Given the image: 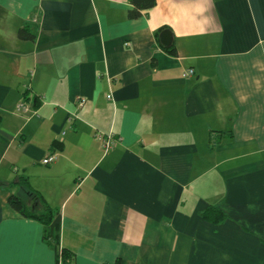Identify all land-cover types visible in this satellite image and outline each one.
<instances>
[{"label": "crops", "instance_id": "0c3cea01", "mask_svg": "<svg viewBox=\"0 0 264 264\" xmlns=\"http://www.w3.org/2000/svg\"><path fill=\"white\" fill-rule=\"evenodd\" d=\"M132 8L0 0V264H64L10 205L17 177L60 213L72 264H264V0Z\"/></svg>", "mask_w": 264, "mask_h": 264}, {"label": "trees", "instance_id": "16d2710c", "mask_svg": "<svg viewBox=\"0 0 264 264\" xmlns=\"http://www.w3.org/2000/svg\"><path fill=\"white\" fill-rule=\"evenodd\" d=\"M133 8L129 10L128 16L130 18H138L143 12L153 7L157 0H131ZM165 28H162L163 30ZM18 36L22 39H35V34L30 29L23 27L18 31ZM168 53L177 55L178 51L175 45L166 47ZM14 184H18L22 193H11L8 197L10 205L18 210L26 217L35 218L46 224L45 238L50 239L57 247L58 254L61 256L64 264H72L74 261L73 253L59 244V227L61 222V215L56 212L51 206L47 204L44 197L35 189L32 188L27 177H17ZM31 202V205L30 203ZM206 217L212 218L215 221H220L225 218L224 212L220 209L210 206L204 211Z\"/></svg>", "mask_w": 264, "mask_h": 264}, {"label": "built area", "instance_id": "2783aa9c", "mask_svg": "<svg viewBox=\"0 0 264 264\" xmlns=\"http://www.w3.org/2000/svg\"><path fill=\"white\" fill-rule=\"evenodd\" d=\"M193 73H194V69L188 68L184 71L183 75H184V77H188V76L192 75ZM24 88L28 89V88H30V86L28 84H24ZM108 97L111 98L112 95L109 94ZM77 101H78V104L80 106H82L86 103L87 99H86V97L80 96L77 98ZM30 110H31V108L29 107V104H28L27 100H25V97H24L23 100L20 101V103L18 104V111H30ZM32 111L36 113V109H33ZM96 137L100 140L101 145L105 151L111 149L120 140V138L116 136V134L114 133L113 130H110L108 132H103V131L98 130V131H96ZM56 158H57L56 152L50 153L42 159V162L46 163V164L51 163L54 160H56Z\"/></svg>", "mask_w": 264, "mask_h": 264}, {"label": "water", "instance_id": "95a60500", "mask_svg": "<svg viewBox=\"0 0 264 264\" xmlns=\"http://www.w3.org/2000/svg\"><path fill=\"white\" fill-rule=\"evenodd\" d=\"M173 35L169 29H163L160 33V40L162 44L169 47L172 44Z\"/></svg>", "mask_w": 264, "mask_h": 264}]
</instances>
